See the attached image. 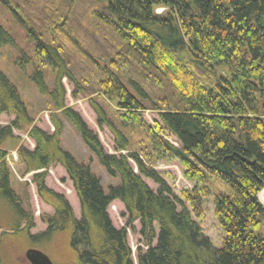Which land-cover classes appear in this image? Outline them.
Returning a JSON list of instances; mask_svg holds the SVG:
<instances>
[{"label":"trees","instance_id":"trees-1","mask_svg":"<svg viewBox=\"0 0 264 264\" xmlns=\"http://www.w3.org/2000/svg\"><path fill=\"white\" fill-rule=\"evenodd\" d=\"M95 1L103 7L97 15L120 40L115 54L135 57L143 70L168 82L171 95L155 100L139 81L125 82L117 61L108 60L95 85L99 102L90 98L89 105L99 129L113 136L116 153L109 154L81 114L66 105L63 80L80 84L64 45L30 29L33 53L24 52V62L34 67L31 79L49 98L54 130L36 124L0 69V116H14L0 126V264H29L22 256L30 248L54 264H135L128 230L135 231L136 222L146 246L137 248L138 264H264V0ZM6 44L15 40L0 25V46ZM46 68L54 75L52 90ZM146 111L158 115L152 125L143 118ZM63 119L108 175L119 179L117 185L106 191L90 166L62 147ZM15 131L26 133L33 150L20 145ZM10 141H16L24 175L33 174L39 199L54 210L40 217L45 231L31 232L36 224L28 198L12 185ZM168 156L195 183L179 196L155 169ZM58 166L73 184L80 218L68 198L46 184ZM206 198H214L224 233L220 248L194 218L204 217ZM116 201L125 209L121 228L109 213Z\"/></svg>","mask_w":264,"mask_h":264},{"label":"rangeland","instance_id":"rangeland-1","mask_svg":"<svg viewBox=\"0 0 264 264\" xmlns=\"http://www.w3.org/2000/svg\"><path fill=\"white\" fill-rule=\"evenodd\" d=\"M162 11L163 9H158L157 13L160 14ZM97 13H103V7L95 0L0 1V25L9 31L15 40V44L0 46V69L20 91L21 97L36 124L43 130L53 132L54 128L50 122V114L47 108L49 98L39 93L36 84L31 79L34 67L25 64L23 53H33L34 43L29 39L31 36L30 29L32 28L43 34L47 41L51 42L54 37L58 38V43L64 45V55L80 84V86H74L66 78L63 80L67 89L66 105L78 111L89 128L98 134L105 150L109 154H115L112 134L107 128H104V130L99 129L96 114L89 105L90 98L98 101L95 85L101 77V68L105 69L106 66H110L108 60L117 61L120 68H122L121 73H117L123 77L125 82L128 83V79L139 81L155 100L161 99L165 95L170 96L172 90L164 79L158 81L150 72L143 70V66L135 57L128 56L129 58H127L126 52L115 54L118 52L120 40L104 21L102 22ZM96 64L99 65V69ZM44 72L46 82L52 90L54 88V75L50 73L48 68L44 69ZM83 80H86V82ZM73 90L80 93L78 98L74 99L72 97ZM100 102L103 105L104 101ZM177 104L179 105V103ZM108 105L110 106L108 110L111 113L114 110V104L109 102ZM143 118L152 125L154 120L158 119V115L154 111H146L143 113ZM12 119H14V116L1 115L0 126L8 125ZM63 121L65 127L62 135V147L78 161L90 166L91 171L99 177L106 191L109 186L117 185L119 179L108 175L95 155L83 143L76 129L68 120L63 119ZM14 134L15 137L21 138L20 145L33 150L35 143L27 137L25 132L15 131ZM169 141L178 145L174 138L169 139ZM15 144L16 141H10L6 147L9 151V156L7 155L9 158L14 157V153L17 152ZM132 165L135 168L134 163ZM10 168L13 187L23 197L28 198L34 215L36 227L31 232L36 234L45 231L47 226L41 221L40 217L43 214L52 215L54 210L39 199L35 184L32 182V173L24 175L23 166L17 161ZM155 169L165 177L173 193L177 196L184 189H192L195 186V183L184 178L181 163L172 157L168 156L165 160L160 161L155 165ZM145 181L152 189L157 190L158 186L151 180L145 179ZM46 184L53 190L64 194L70 201L75 216L80 218V206L73 184L60 166L49 170ZM109 213L113 224L117 228L125 226V209L121 203L114 202L109 208ZM194 218L200 224L204 233L211 239L213 245L220 248L223 245L224 233L215 216L214 198L204 199V217ZM134 225L135 231L128 230V241L133 250L134 262L138 264L137 248L140 246L146 249V246L139 234L140 223L136 222ZM155 244L156 241L153 245ZM24 255L22 259L26 262Z\"/></svg>","mask_w":264,"mask_h":264},{"label":"water","instance_id":"water-1","mask_svg":"<svg viewBox=\"0 0 264 264\" xmlns=\"http://www.w3.org/2000/svg\"><path fill=\"white\" fill-rule=\"evenodd\" d=\"M24 256L29 264H54L47 254L38 249L30 248Z\"/></svg>","mask_w":264,"mask_h":264},{"label":"built area","instance_id":"built-area-1","mask_svg":"<svg viewBox=\"0 0 264 264\" xmlns=\"http://www.w3.org/2000/svg\"><path fill=\"white\" fill-rule=\"evenodd\" d=\"M14 158L17 159V155H16V153H14ZM8 160H9V157H8Z\"/></svg>","mask_w":264,"mask_h":264}]
</instances>
